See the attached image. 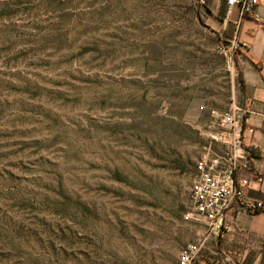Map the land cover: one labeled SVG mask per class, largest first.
Masks as SVG:
<instances>
[{"label":"rangeland","instance_id":"374dc122","mask_svg":"<svg viewBox=\"0 0 264 264\" xmlns=\"http://www.w3.org/2000/svg\"><path fill=\"white\" fill-rule=\"evenodd\" d=\"M200 0H0V264H178L212 118L239 93Z\"/></svg>","mask_w":264,"mask_h":264},{"label":"crops","instance_id":"0c3cea01","mask_svg":"<svg viewBox=\"0 0 264 264\" xmlns=\"http://www.w3.org/2000/svg\"><path fill=\"white\" fill-rule=\"evenodd\" d=\"M204 1L209 27L220 41L228 43L234 39L246 44L235 57L239 93L232 104L246 110L244 124L232 130L212 122L209 137L218 133L223 140L209 139L207 153L222 158V166L226 167L225 158L233 150V139L241 136L242 146L235 148V153L244 152L251 171L264 176V27L252 15H242L237 7H229L227 0ZM256 13L264 17V7L258 6ZM242 162L243 159L238 160L239 164ZM237 173L239 178L251 182L242 188L240 196L227 202L223 232L211 233L201 223L188 222L189 243L198 248L200 264H264V210L250 212L245 206L247 202L264 204V181H254L249 170L238 169Z\"/></svg>","mask_w":264,"mask_h":264},{"label":"built area","instance_id":"2783aa9c","mask_svg":"<svg viewBox=\"0 0 264 264\" xmlns=\"http://www.w3.org/2000/svg\"><path fill=\"white\" fill-rule=\"evenodd\" d=\"M229 7H237L242 15H252L259 20L264 27V17L256 13L258 6L264 7V0H227ZM246 48V44L239 43L237 40H231L228 44L222 46V52L233 55L237 51ZM200 110L207 113L212 118L213 123L221 128L235 129L241 128L245 121L246 110L238 105H232L226 110L200 107ZM212 141H222L223 136L218 133H212L209 137ZM241 136L233 139V150L227 155L225 161L227 166L223 167L222 158L206 153L198 162V176L189 190V211L184 215L186 222L201 223L207 227L209 232H223L224 209L227 202L232 197L242 194V188L250 184V179L242 178L238 183L234 175L238 169L249 170L254 175L253 180L263 183L264 176L251 171V166L246 154L235 153V148L241 147ZM243 159L241 164L238 160ZM246 208L250 212L264 210V204L261 202H247ZM198 248L191 244H185L179 253L178 264H200L198 262ZM213 264H222L213 263Z\"/></svg>","mask_w":264,"mask_h":264},{"label":"trees","instance_id":"16d2710c","mask_svg":"<svg viewBox=\"0 0 264 264\" xmlns=\"http://www.w3.org/2000/svg\"><path fill=\"white\" fill-rule=\"evenodd\" d=\"M200 3H201L202 5H205V4H206V1L202 2V0H200ZM234 178H235V181H236L237 183H238V182L240 181V179H241V178H239L237 171L235 172Z\"/></svg>","mask_w":264,"mask_h":264},{"label":"water","instance_id":"95a60500","mask_svg":"<svg viewBox=\"0 0 264 264\" xmlns=\"http://www.w3.org/2000/svg\"><path fill=\"white\" fill-rule=\"evenodd\" d=\"M204 1V0H203Z\"/></svg>","mask_w":264,"mask_h":264}]
</instances>
